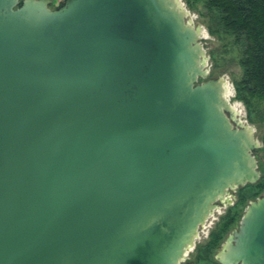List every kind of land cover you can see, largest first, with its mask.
Listing matches in <instances>:
<instances>
[{"label":"water","instance_id":"1","mask_svg":"<svg viewBox=\"0 0 264 264\" xmlns=\"http://www.w3.org/2000/svg\"><path fill=\"white\" fill-rule=\"evenodd\" d=\"M50 4L0 0V264H181L259 143L178 0ZM219 262L264 264V196Z\"/></svg>","mask_w":264,"mask_h":264},{"label":"rangeland","instance_id":"2","mask_svg":"<svg viewBox=\"0 0 264 264\" xmlns=\"http://www.w3.org/2000/svg\"><path fill=\"white\" fill-rule=\"evenodd\" d=\"M64 2L65 0H53L49 8L50 6H52V8H50L51 10L53 8H59ZM178 3L185 13L186 23L192 25L200 32V44L205 51V68L209 72L208 78L223 79L228 83L230 89L225 90V97L233 106L234 110L238 112H236L238 122H240L241 125L245 124L244 126H247L251 130L255 140L260 145L259 148L254 151V156L261 172L260 182L262 181L264 184V100L255 99L252 101V107L248 108L244 101L237 99L236 84L241 80L243 75V70L240 65L242 49L233 44L232 37L223 34H211L209 30L211 22L209 17L206 16L207 12L202 3L196 6L189 4L187 0H178ZM249 187H243L241 191V194L246 195L245 201L240 202L238 206L234 207L232 212L229 211V213L235 216V221L230 226L229 230L221 237L217 245L211 251L208 250V245L212 240L209 234L211 231L216 232L225 216L226 208H221V206L217 207V210L213 212L204 225L200 227L195 244L187 252L186 258L181 264H221L219 262V256L223 252L228 238L234 231L240 229L241 220L248 206L251 202L264 196V190L259 195H255L257 191L251 186ZM234 195L235 192H228L225 199H229V197L233 199Z\"/></svg>","mask_w":264,"mask_h":264},{"label":"trees","instance_id":"3","mask_svg":"<svg viewBox=\"0 0 264 264\" xmlns=\"http://www.w3.org/2000/svg\"><path fill=\"white\" fill-rule=\"evenodd\" d=\"M189 4L204 5L209 17L211 34H223L233 38V44L242 49L240 65L242 78L236 84L237 99L244 101L248 108L253 100H264V0H187ZM251 186L259 195L264 184ZM250 188V187H249ZM246 195L241 194L240 202ZM231 210L230 212H232ZM235 216L229 213L213 233L208 250H212L234 223Z\"/></svg>","mask_w":264,"mask_h":264},{"label":"flooded vegetation","instance_id":"4","mask_svg":"<svg viewBox=\"0 0 264 264\" xmlns=\"http://www.w3.org/2000/svg\"><path fill=\"white\" fill-rule=\"evenodd\" d=\"M66 1V0H65ZM52 2H53V0H51V5H52ZM65 3V2H64ZM64 4H62V6H63ZM62 6H60V7H62ZM59 7V8H60ZM50 8H52V6H50ZM59 8H53L52 10H57V9H59ZM243 188V187H242ZM242 188H235V189H232V190H230L229 191V193H234L235 192V195H234V198L232 199V197H229V199H223L221 202H218V205H217V207H219V206H221V208L222 207H225L226 208V211H225V216H224V218L229 214V211H231V210H233L234 209V207H236V206H238V204L240 203V199H241V191H242ZM232 199V200H231ZM217 210V209H216ZM215 210V211H216ZM223 218V219H224ZM222 222V221H221ZM221 225H219V227H220ZM219 227H218V229H219ZM217 229V230H218ZM216 230V231H217ZM215 232V231H214ZM214 232H212L211 231V233L209 234V237H212V235H213V233ZM211 239V238H210Z\"/></svg>","mask_w":264,"mask_h":264},{"label":"bare ground","instance_id":"5","mask_svg":"<svg viewBox=\"0 0 264 264\" xmlns=\"http://www.w3.org/2000/svg\"><path fill=\"white\" fill-rule=\"evenodd\" d=\"M181 4V3H180ZM181 8V7H180ZM183 8V7H182ZM187 17V16H186ZM201 31V30H200ZM206 35V34H205ZM227 83V82H226ZM226 89H230L229 88V85H228V83H227V86H226ZM226 94V93H225ZM230 95V94H229ZM226 96V95H225ZM237 112V111H236ZM238 113V112H237ZM245 125V124H244Z\"/></svg>","mask_w":264,"mask_h":264}]
</instances>
